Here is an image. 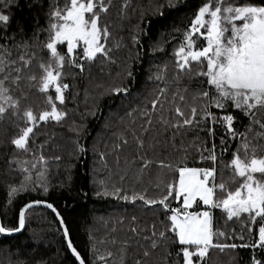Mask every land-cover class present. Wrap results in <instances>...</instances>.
Masks as SVG:
<instances>
[{
  "label": "trees",
  "instance_id": "obj_1",
  "mask_svg": "<svg viewBox=\"0 0 264 264\" xmlns=\"http://www.w3.org/2000/svg\"><path fill=\"white\" fill-rule=\"evenodd\" d=\"M105 2L108 11L100 13L99 24L109 33L106 42L103 39L107 56L97 54L89 60L80 43L73 63L66 43L57 48L65 56L60 83L68 85L61 104L53 87L40 91V65L55 64L45 45L50 13L65 0H0V14L9 16L8 22H0V60L5 69L0 76L8 77L4 81L8 95L18 101L17 108H9L0 118L1 221L14 229L26 204L45 202L61 214L85 264H184L185 246L169 231L171 209L182 205L175 192L166 201L168 208L122 197L160 200L168 185L178 180L176 169L183 167L214 168L215 183L235 189L240 178L233 176L229 165L234 154L244 155V138L257 146V155H264V137L258 135L262 130L255 123H264V108L255 109L254 117L233 107L231 101L223 109L216 108L199 95L203 91L209 92V98L215 95L206 77L196 74L205 65L193 62L191 72L179 69L176 52L207 0ZM229 2L264 6V0ZM192 39L196 48L206 44L199 34ZM22 56L30 60L26 67ZM116 89L126 91L117 94ZM48 96L65 115L59 121L39 122L29 135L27 150L18 149L12 141L28 126L23 113L31 109L39 116L49 110ZM154 100H159L155 109ZM177 107L185 117L193 107L197 109L191 125L180 123L183 117L176 114ZM207 112L212 117H206ZM225 115L234 117L232 127L242 137L232 138L220 121ZM213 146L215 162L207 159ZM146 161H151L148 167H144ZM222 195L217 189L214 200ZM196 209L211 211L213 244L237 245L209 247L199 264H264L260 217L240 213L228 219L222 208H207L201 202ZM219 232L224 235H215ZM0 264L78 262L54 213L35 207L26 212L20 234L0 233Z\"/></svg>",
  "mask_w": 264,
  "mask_h": 264
},
{
  "label": "snow or ice",
  "instance_id": "obj_2",
  "mask_svg": "<svg viewBox=\"0 0 264 264\" xmlns=\"http://www.w3.org/2000/svg\"><path fill=\"white\" fill-rule=\"evenodd\" d=\"M107 11L105 0H65L62 7L57 6L52 10L49 40L45 47L50 50L55 64L40 65L42 69L41 92H47L51 86L54 89L55 100L61 104L64 103V90L68 88V85L60 83L65 56L59 54L58 44L66 43L69 59L73 63L75 61L72 59V54L81 42L84 46V56L87 59H95L97 54L107 56V50L105 44L101 42V37L106 42L109 33L106 26L99 24L100 13ZM8 21L9 16L0 14V22ZM196 34L206 41L204 47H195L192 37ZM176 55L177 65L182 72H191L193 62L205 65L196 74L206 77L207 83L214 88L215 95L209 98L208 91H203L199 95L206 101L210 100L212 106L223 109L226 103L231 101L233 107L242 109L246 115L253 117L255 109L264 108V6L235 5L229 0H207L198 9L185 34V43L180 46ZM20 59L25 67L30 64V60L23 56ZM77 66L82 70V66ZM4 70L3 61L0 60V73H3ZM15 71L19 73L21 69L17 68ZM7 78V76H0V118L9 108L18 107V101H14L8 95L9 89L4 83ZM14 79L18 81L20 77L17 76ZM31 79L35 80L36 78L33 76ZM115 91L119 94L126 90L116 89ZM47 99L50 109L43 111L39 116L35 115L31 109L23 113L28 126L23 128L20 135L12 141L18 149L27 150L29 135L33 133L34 126L39 122L47 121L50 118L59 121L65 115L57 110L52 96H48ZM179 100L183 101L184 97L179 96ZM158 104L159 100H154L152 102L153 109ZM175 112L178 116L183 117L181 124L191 125L196 117L197 109L193 107L188 117H185L179 107L175 109ZM206 117H212V113L207 112ZM213 119L215 118L213 117ZM233 119V116L225 115L220 118V121L231 133L233 139L238 136L242 137L243 134L237 133L233 129ZM255 123L262 130L258 135L264 137V123L260 121H255ZM241 148L244 155L241 156L237 152L229 165L233 176L240 178V183L235 189H228L223 182L216 184L214 168L183 167L176 169L179 173L178 180L168 185V192L162 199L148 200L143 195L123 196L122 199L132 202L140 199L149 205L158 203L164 208H168L166 201L173 195V192L177 199L182 197V208L171 209L173 214L169 217L171 221L169 231L174 232L178 237V243L185 246L182 249L184 264H199V261L207 255L209 247L224 249L226 247L235 248L237 245L213 244L214 233L211 228L209 212L193 213L188 211L197 199L210 208H222L227 213L228 219L239 216L240 213H247L253 219L260 217L261 223L264 224V155H257V146L252 145L247 138H244ZM207 159L215 162L214 146ZM149 163L151 161H146L144 167H148ZM161 167H170V165L161 163ZM210 177L213 178L211 181ZM217 189L223 195L218 200H214ZM12 192L15 193L16 189H13ZM116 192H119V189ZM116 192L103 194L116 195ZM27 207H32V205L29 204ZM47 207L52 208V205L48 204ZM24 225L25 214L22 210L19 213L18 226L8 229L0 224V233L19 232L23 230ZM258 232L260 247H264V226H260ZM65 235H67V229H65ZM215 235L223 236L224 233L219 232ZM164 236L165 233L161 232L160 238L163 239ZM68 245L80 264H85L79 252L72 247L70 240ZM156 246V242L153 241L152 247ZM193 257H197L199 260L194 261ZM255 264H260V262L256 261Z\"/></svg>",
  "mask_w": 264,
  "mask_h": 264
},
{
  "label": "water",
  "instance_id": "obj_3",
  "mask_svg": "<svg viewBox=\"0 0 264 264\" xmlns=\"http://www.w3.org/2000/svg\"><path fill=\"white\" fill-rule=\"evenodd\" d=\"M74 56H75V54L73 53V54H72V57H74ZM37 202H39V203H37ZM29 204H31L32 207H27ZM48 204H49V203L40 202V201L30 202V203L26 204V205L22 208V210H24V214H26V212H27L28 210H30L31 208H35V207H44V208H47V209H49L50 211H52V212L54 213V215L56 216V218H57V220H58V222H59V224H60V226H61V228H62V231H63V234H64V236H65V240H66V243H67V246H68V249H69L70 253H71L72 256L76 259V261L78 262V264H80V262H79V260L77 259V257L72 253L71 249L69 248L68 241H69V240L71 241V237H70V235H69V233H68V230H67V235H65V229H67V226H66V224H65V222H64V220H63L61 214L58 212V210H57L52 204H51V205H52V208L47 207ZM53 209H55V211H53ZM22 210H21V211H22ZM61 221H62V222H61ZM0 224H2L1 217H0ZM2 225H3V224H2ZM24 226H25V225H24ZM23 229H24V228H23ZM22 231H23V230H21V231H19V232H13L12 234H7V233H3V234L6 235V236H13V235L20 234ZM71 244H72V247L75 248V246L73 245L72 241H71ZM75 249H76V248H75ZM77 252H78V251H77ZM80 257H81V256H80ZM81 258H82V257H81Z\"/></svg>",
  "mask_w": 264,
  "mask_h": 264
},
{
  "label": "rangeland",
  "instance_id": "obj_4",
  "mask_svg": "<svg viewBox=\"0 0 264 264\" xmlns=\"http://www.w3.org/2000/svg\"><path fill=\"white\" fill-rule=\"evenodd\" d=\"M238 23H240V22H238ZM101 42L103 43V38L101 37ZM63 44H58L57 45V48L59 47V46H62ZM81 45H82V47H84L83 46V43L81 42ZM179 199H183L182 197H180ZM200 200L199 199H197L196 201H195V203L193 204V206L190 208V209H188V211H190V212H193V213H201V210H198L197 211V206L200 204ZM202 203V202H201ZM203 204V203H202ZM203 206H206L207 208L209 207L208 205H204L203 204ZM180 208H182V205L180 206ZM205 211H207V212H209V214H210V217H211V211L209 210V209H204V212ZM211 228H212V217H211Z\"/></svg>",
  "mask_w": 264,
  "mask_h": 264
},
{
  "label": "built area",
  "instance_id": "obj_5",
  "mask_svg": "<svg viewBox=\"0 0 264 264\" xmlns=\"http://www.w3.org/2000/svg\"><path fill=\"white\" fill-rule=\"evenodd\" d=\"M203 212H204V210L201 211V213H203Z\"/></svg>",
  "mask_w": 264,
  "mask_h": 264
},
{
  "label": "crops",
  "instance_id": "obj_6",
  "mask_svg": "<svg viewBox=\"0 0 264 264\" xmlns=\"http://www.w3.org/2000/svg\"><path fill=\"white\" fill-rule=\"evenodd\" d=\"M210 178H211V177H210ZM210 178H209V179H210Z\"/></svg>",
  "mask_w": 264,
  "mask_h": 264
}]
</instances>
